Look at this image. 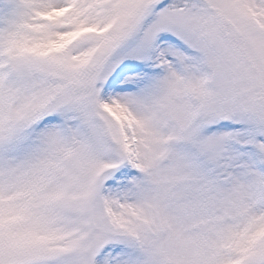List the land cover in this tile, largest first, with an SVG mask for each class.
<instances>
[{"label": "snow or ice", "instance_id": "obj_1", "mask_svg": "<svg viewBox=\"0 0 264 264\" xmlns=\"http://www.w3.org/2000/svg\"><path fill=\"white\" fill-rule=\"evenodd\" d=\"M0 264H264V0H0Z\"/></svg>", "mask_w": 264, "mask_h": 264}]
</instances>
